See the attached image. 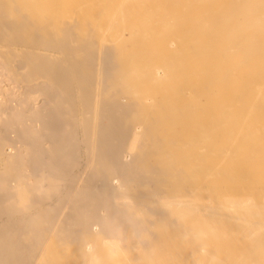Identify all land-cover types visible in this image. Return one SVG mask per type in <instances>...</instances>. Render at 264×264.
I'll return each mask as SVG.
<instances>
[{
  "label": "bare ground",
  "instance_id": "obj_1",
  "mask_svg": "<svg viewBox=\"0 0 264 264\" xmlns=\"http://www.w3.org/2000/svg\"><path fill=\"white\" fill-rule=\"evenodd\" d=\"M0 264H264V0H0Z\"/></svg>",
  "mask_w": 264,
  "mask_h": 264
},
{
  "label": "rangeland",
  "instance_id": "obj_2",
  "mask_svg": "<svg viewBox=\"0 0 264 264\" xmlns=\"http://www.w3.org/2000/svg\"><path fill=\"white\" fill-rule=\"evenodd\" d=\"M253 2L255 3L256 2V0H253ZM252 99H250L249 101H251ZM252 103H254L255 105L256 104H258V102H252ZM249 105V104H248ZM251 115H246L245 116V119H246V121H248V122H251L252 121V119H251ZM251 125H247V126H245V127H250ZM244 127H241L237 132H236V134H235V136H234V139L235 138H237L238 136H240V134H241V131H242V129H243ZM216 143H220V141H218V142H216ZM237 143H239V144H241V139L237 142ZM225 162H226V158L224 159V161H223V164H225ZM245 165V164H244ZM246 165H248V166H250V165H252V164H250V163H246ZM247 182H246V188H247ZM199 197H197V198H192V197H190V199H193V202H195L196 200H198L199 201V199H198ZM189 199V198H188ZM211 204H212V202H211ZM245 233H247V232H244V234ZM208 252H209V250H207L206 251V253L208 254Z\"/></svg>",
  "mask_w": 264,
  "mask_h": 264
}]
</instances>
